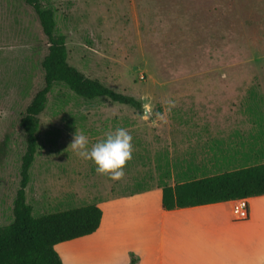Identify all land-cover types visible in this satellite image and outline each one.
<instances>
[{"label":"rangeland","instance_id":"obj_1","mask_svg":"<svg viewBox=\"0 0 264 264\" xmlns=\"http://www.w3.org/2000/svg\"><path fill=\"white\" fill-rule=\"evenodd\" d=\"M41 2L55 11L68 63L142 106L136 110L106 97L85 99L61 83L53 85L38 116L37 149L25 188L34 217L116 192L188 180L184 173L190 172L176 159L187 151L178 144L191 122V100L228 97L230 107L264 108V0ZM47 47L34 10L23 0H0V226L13 220L25 150L19 120L43 86ZM165 99L175 101L170 111ZM156 112L167 122L159 121ZM250 117L257 123L253 137L264 138V110ZM117 127L128 129L134 152L124 179L112 181L69 145L76 131L91 146ZM173 143L177 147L170 150ZM223 158L196 173L263 163L264 153Z\"/></svg>","mask_w":264,"mask_h":264},{"label":"crops","instance_id":"obj_2","mask_svg":"<svg viewBox=\"0 0 264 264\" xmlns=\"http://www.w3.org/2000/svg\"><path fill=\"white\" fill-rule=\"evenodd\" d=\"M229 101L228 97L191 100V122L186 133L180 132L178 144L187 151L176 159L184 162L182 170L190 172L184 173L188 180L213 175L196 171L224 162L225 156L243 159L264 153V138L253 137L258 135L257 123L250 117L264 108L250 112L244 106L230 107ZM161 185L95 198L101 209L98 228L56 243L61 262L129 264L132 253L137 264H264V194L247 197L248 216L238 220L235 200L164 210Z\"/></svg>","mask_w":264,"mask_h":264},{"label":"trees","instance_id":"obj_3","mask_svg":"<svg viewBox=\"0 0 264 264\" xmlns=\"http://www.w3.org/2000/svg\"><path fill=\"white\" fill-rule=\"evenodd\" d=\"M35 12L48 47L41 61L43 86L34 94L19 120L25 135L21 156L20 180L13 199V220L0 226V264H63L54 250L58 242L93 233L101 220V209L94 203L44 214L32 215L25 200L29 168L37 149L39 114L46 107L47 94L61 83L85 99L106 97L118 104L141 109V102L86 77L67 61L65 35L56 29L55 11L41 0H23ZM164 210L235 200L264 194V163L190 179L174 185L162 184ZM138 258L130 254L129 264Z\"/></svg>","mask_w":264,"mask_h":264},{"label":"clouds","instance_id":"obj_4","mask_svg":"<svg viewBox=\"0 0 264 264\" xmlns=\"http://www.w3.org/2000/svg\"><path fill=\"white\" fill-rule=\"evenodd\" d=\"M162 103L168 110L175 107V101L165 99ZM155 117L166 123L165 116L156 112ZM133 137L124 127H117L105 134V138L89 146V139L83 132H75L69 147L81 159L91 161L98 175L112 181H121L126 173L125 168L133 158ZM68 147V148H69Z\"/></svg>","mask_w":264,"mask_h":264},{"label":"built area","instance_id":"obj_5","mask_svg":"<svg viewBox=\"0 0 264 264\" xmlns=\"http://www.w3.org/2000/svg\"><path fill=\"white\" fill-rule=\"evenodd\" d=\"M233 210L238 220H244L248 216L246 198L235 199Z\"/></svg>","mask_w":264,"mask_h":264},{"label":"water","instance_id":"obj_6","mask_svg":"<svg viewBox=\"0 0 264 264\" xmlns=\"http://www.w3.org/2000/svg\"><path fill=\"white\" fill-rule=\"evenodd\" d=\"M145 113H147V111H145Z\"/></svg>","mask_w":264,"mask_h":264}]
</instances>
